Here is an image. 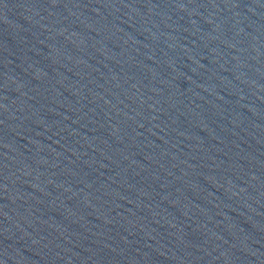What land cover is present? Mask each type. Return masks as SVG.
<instances>
[{"label":"water","instance_id":"obj_1","mask_svg":"<svg viewBox=\"0 0 264 264\" xmlns=\"http://www.w3.org/2000/svg\"><path fill=\"white\" fill-rule=\"evenodd\" d=\"M0 264H264V0H0Z\"/></svg>","mask_w":264,"mask_h":264}]
</instances>
